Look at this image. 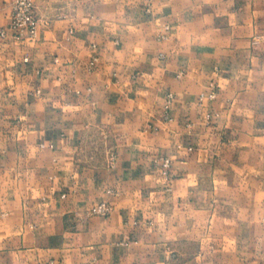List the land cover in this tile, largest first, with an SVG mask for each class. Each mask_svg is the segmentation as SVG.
Here are the masks:
<instances>
[{
  "label": "crops",
  "instance_id": "crops-1",
  "mask_svg": "<svg viewBox=\"0 0 264 264\" xmlns=\"http://www.w3.org/2000/svg\"><path fill=\"white\" fill-rule=\"evenodd\" d=\"M34 2L0 42V264H264V0Z\"/></svg>",
  "mask_w": 264,
  "mask_h": 264
},
{
  "label": "built area",
  "instance_id": "built-area-1",
  "mask_svg": "<svg viewBox=\"0 0 264 264\" xmlns=\"http://www.w3.org/2000/svg\"><path fill=\"white\" fill-rule=\"evenodd\" d=\"M40 18L36 11V5L34 0H16L13 3L12 12L5 26H0V42L13 39L16 41H22L25 39H35L38 36L40 28ZM29 61V58L25 59ZM97 62V58L93 57L90 63L91 67H94ZM41 91L37 90V94ZM214 97V94H211ZM173 94H170L167 100L166 109H170ZM172 168V161L169 158L162 159V174L166 180L170 178V171ZM108 194H113L112 190L108 191ZM113 206L110 202L104 201L90 210V214L107 217L111 215Z\"/></svg>",
  "mask_w": 264,
  "mask_h": 264
}]
</instances>
